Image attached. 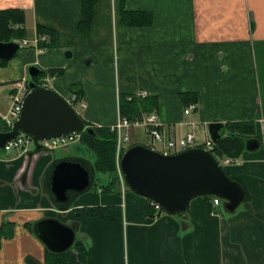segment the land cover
Returning <instances> with one entry per match:
<instances>
[{
  "label": "crops",
  "instance_id": "1",
  "mask_svg": "<svg viewBox=\"0 0 264 264\" xmlns=\"http://www.w3.org/2000/svg\"><path fill=\"white\" fill-rule=\"evenodd\" d=\"M22 1L29 32L23 40L31 42L40 24L54 30L56 48L27 47L0 68V87L13 88L33 64L45 72L62 70L63 49L80 47L82 60L89 58L92 67L80 87L88 105L81 116L92 126L112 127L118 98L120 103L122 95L148 90L158 97L157 113L173 125L175 138L189 132L191 123L206 140L213 121H253L262 145L224 167L246 186L249 201L230 212L225 202L215 206L201 196L183 216H147V198L128 189L124 196L107 194L102 187L61 213L45 191L48 168L60 159L57 152L36 154L29 162V153L0 151V228L13 227L11 237H0V264H45L49 249L35 228L49 218L76 232L64 252L67 264H264V0H126L125 10L152 14L147 27L121 25L117 0H97L87 37L77 30L82 0H0V10L18 9L15 4ZM90 76L98 87L88 91ZM52 80L61 95L78 82L73 73ZM184 92L199 98L189 114L179 97ZM6 98L0 100L1 113L8 109ZM110 209H118V221H110L115 215ZM76 241L84 246L77 249Z\"/></svg>",
  "mask_w": 264,
  "mask_h": 264
},
{
  "label": "water",
  "instance_id": "2",
  "mask_svg": "<svg viewBox=\"0 0 264 264\" xmlns=\"http://www.w3.org/2000/svg\"><path fill=\"white\" fill-rule=\"evenodd\" d=\"M22 50V45L11 40L0 41V60L10 61ZM67 57H72L70 51ZM91 61L87 60L86 65ZM42 69L33 64L28 67L30 91L26 95L22 113L11 130L0 132V151L24 133L34 141L32 157L42 152H50L40 142L72 133H94L86 121L55 90L40 86L34 79ZM225 124L213 121L208 125L213 141L221 139ZM258 138L245 142L247 152H257L261 148ZM28 163L21 181L27 182ZM45 183L54 198L52 203L61 213L70 209L86 192H90L97 182L93 165L84 158L65 157L52 163ZM120 170L129 188L136 194L155 201L170 215L183 213L194 198L210 195L219 197L226 208L234 212L244 201L245 190L237 181L227 176L214 156L203 149L192 148L173 155H163L144 145L130 147L123 155ZM36 235L46 247L55 253L70 249L76 238L74 228L58 219H45L35 228Z\"/></svg>",
  "mask_w": 264,
  "mask_h": 264
},
{
  "label": "trees",
  "instance_id": "3",
  "mask_svg": "<svg viewBox=\"0 0 264 264\" xmlns=\"http://www.w3.org/2000/svg\"><path fill=\"white\" fill-rule=\"evenodd\" d=\"M97 0H82L81 2V17L77 24L78 33L81 36L87 37L90 35L93 21H94V9ZM126 0H117V7L119 9V21L120 24L125 27H147L152 23V14L144 11H128L125 10ZM20 26L19 29L15 28V25ZM26 24V14L21 9H7L0 10V41L9 42L11 40H23L29 37V32L25 28H21L22 25ZM36 33L38 35H45L48 37L49 42L39 43V48H53L56 47V33L49 27L44 25H36ZM10 61L0 60V67H5ZM52 77L62 76L64 70H50L48 72ZM47 76V72L43 70L41 75L35 78V81L44 79ZM71 92H75L79 98L83 97V92L80 88H75L74 85L70 87ZM128 96H120V114L121 116H126L130 119L140 117L141 113H151L158 111L159 109V99L157 96L147 97L140 100H127ZM179 97L184 104V106L189 107L190 105H197L198 103V94L194 92H184L180 93ZM1 122V120H0ZM5 125V124H4ZM87 127H91L94 133H82V139L79 145V149L85 147L90 155V159H87L94 167L95 177L97 175L102 176L107 179L108 183L106 185H98L97 182H94V186L102 187L103 192L107 194L120 195V183L118 178L117 164H116V149H117V133L112 131L110 127L101 126L96 127L92 126L86 122ZM6 127V126H5ZM9 128L2 129L0 127V132L7 131ZM224 133L218 141L215 142V151L214 154L219 158L230 157V158H239L245 152V142L251 138H257L256 133V124L253 121L246 122H229L225 124ZM142 145L139 142H135L131 145ZM232 180L237 181L245 190V197L243 202L250 200V194L241 181L231 177ZM97 184V185H96ZM93 186V187H94ZM128 186V184H127ZM45 187H48L47 185ZM47 195L54 202V198L50 194L49 188L45 190ZM204 198L214 199L215 196L205 195ZM145 206L144 214L147 216H153L156 214L155 209L151 205L149 199ZM72 207V206H71ZM94 208L92 211L98 213ZM115 215L110 218V221H118L120 218L118 216V209H110ZM162 213L168 214L164 209ZM188 208L181 214L178 215H187ZM170 215V214H168ZM177 215V216H178ZM175 216V215H173ZM13 235V227L10 223H4L2 228H0V237ZM77 249H80L84 246L81 241H76L75 243ZM45 264H67L65 253H55L50 250L46 253Z\"/></svg>",
  "mask_w": 264,
  "mask_h": 264
},
{
  "label": "built area",
  "instance_id": "4",
  "mask_svg": "<svg viewBox=\"0 0 264 264\" xmlns=\"http://www.w3.org/2000/svg\"><path fill=\"white\" fill-rule=\"evenodd\" d=\"M16 29H19L20 26L18 24L15 25ZM40 42H49L47 36H40L36 34L34 39L29 42L28 40H23V47L32 46L33 48H37ZM49 81V78L43 79L41 82V86H47L46 82ZM13 93L10 95L11 104L8 106V109L5 113L0 112V120L5 124L9 130H11L13 124L19 120L22 113L23 101L30 91L28 86V80L26 78L20 79L14 83ZM150 96V92L148 90H140L135 94H131L127 97L128 101H132L136 98L145 99ZM66 101L69 105L74 108V105L80 103L82 108H86V104L84 103L82 98H79L78 95L74 92H71L70 96L66 98ZM197 108V105H190L185 113L189 114L191 110ZM80 114V113H79ZM190 131L187 132L184 136L175 138L173 134H171V129L173 125L165 124L161 121L158 113H142L140 117H136L134 119H130L126 116H121L118 110V119L115 125L111 127L112 131L117 133V149H116V164L118 170V178L121 188L122 196L125 195L127 190L126 181L124 176L120 170V162L123 154L126 150L132 145L131 141L137 137H140V129H145L151 140V149L157 152L162 153L163 155L169 156L175 154V152H180L189 148H202L210 153L214 154L215 146L214 141L210 138V136L200 143L196 138L195 128L197 124H190ZM192 130V131H191ZM135 132H138L136 134ZM82 139V133H72L65 136H61L58 138H54L51 140L41 141L40 143L49 149V151L56 152L58 150H63L67 148H71L73 146L80 145ZM161 146V151L156 149V146ZM34 146V141L24 133H19V135L12 141H9L4 151L6 153H10L13 151H19L20 153L27 155L31 150V147ZM77 147V148H78ZM219 162L228 166L230 164H238L237 158L224 157L219 158ZM151 205L156 211V214L160 215L162 212V207L155 201H150ZM220 199L215 198L213 200V204L215 206L220 205Z\"/></svg>",
  "mask_w": 264,
  "mask_h": 264
},
{
  "label": "rangeland",
  "instance_id": "5",
  "mask_svg": "<svg viewBox=\"0 0 264 264\" xmlns=\"http://www.w3.org/2000/svg\"><path fill=\"white\" fill-rule=\"evenodd\" d=\"M16 6H17V8L19 9V8H21V9H24L25 8V3H24V1H22V2H20V3H17V4H15ZM118 12H116V14H117ZM117 16H118V14H117ZM21 28H25L27 31H28V29H27V27H26V24L25 25H22L21 26ZM50 40V39H49ZM53 48H56V47H53ZM80 48V47H79ZM79 48H77V49H75V50H71L70 48H65V49H63V57H64V60H65V65H64V67H61V69L62 70H64L65 72H64V74L62 75V76H64V75H66L67 73H73L74 74V76H76L77 77V81L78 82H72V85H74L75 86V88H80L81 86L83 87V82H85L86 81V79H85V76L87 77V75L85 74V76H84V73H87L88 72V70H90V68H92L91 66H87V65H85V63L87 62L86 60H89V58L88 59H85V60H82V55H84V53H85V51L84 50H82V48H81V50L79 49ZM40 49V48H39ZM45 49H48V48H45L44 47V50ZM51 50V49H50ZM25 50L24 49H22L20 52H24ZM41 51H43V49H41ZM68 51H70L71 53H72V57H67L66 55H65V53L66 52H68ZM60 53H61V51H60ZM81 54V55H80ZM21 54L19 53L17 56H20ZM16 56V57H17ZM11 61V60H10ZM80 64H82V66H83V68H81L79 65ZM7 66V65H6ZM0 68H2V67H0ZM47 75H48V77L50 78L49 79V81H47L46 82V85H47V87H49V88H52V85H53V80H52V76L51 75H49V73L47 72ZM102 75H103V78L104 79H108V82H109V78H108V74L107 73H105V72H103L102 73ZM53 77H55V76H53ZM27 79L28 80H30V77H29V74L27 73ZM96 80V78H94L93 76H90L89 77V82H87V90L89 91L91 88H94V89H96V87H98V86H95L94 85V81ZM108 82H106L105 84H101V89L104 91L105 89H107L108 88ZM53 89V88H52ZM14 90V88H5V87H0V100H3V98L4 97H7L5 100H4V103L7 105V106H9L10 104H11V99H10V95L13 93L12 91ZM140 91V90H139ZM70 94H71V92L69 91V93L68 92H66V94H64V95H61V96H63L65 99L67 98V97H69L70 96ZM83 98V97H82ZM135 100H140L139 98H136L135 97ZM121 102V101H120ZM85 104H86V108H82L81 107V105H80V103H77V104H75L74 105V109L76 110V112H78V113H83V114H85V112L87 111V108H88V105H87V102H84ZM118 110H119V112H120V103H119V98H118V104H117V112H118ZM90 111H92L91 110V108H90ZM157 112V110L155 109V111H153V112H151V113H156ZM143 113V112H142ZM141 113V114H142ZM84 118V117H83ZM0 127L2 128V129H5L6 127H5V125H4V123L1 121L0 122ZM190 127V126H189ZM190 129H191V127H190ZM200 129V126H197L196 128H195V132H196V138H197V140L200 142V143H202L204 140H205V138H203V137H205V135H203V137H202V132L199 130ZM140 137H137L136 136V138L135 139H133V141H131V143L133 144V143H135V142H139V143H141L142 145H144V146H148V147H151V140H150V138H149V136H148V134L146 133V131H145V129L143 128V129H140ZM192 131V130H191ZM136 134H138V132H135ZM78 146H73V147H71V148H67V149H63V150H58L57 151V156H58V158H62V157H76V158H84V159H90V155H89V152H88V150L85 148V147H83L82 149H79V148H77ZM156 149L158 150V151H161V146L160 145H157L156 146ZM176 153V152H175ZM91 160V159H90ZM118 171V170H117ZM97 177V184L98 185H106L107 183H108V181H107V179H105V178H103L102 176H100V175H97L96 176ZM96 184V185H97ZM96 188H97V186H94L93 187V189L91 190V191H95L96 190ZM128 190L129 191H131V189L130 188H128ZM222 204H224V202L222 201Z\"/></svg>",
  "mask_w": 264,
  "mask_h": 264
}]
</instances>
